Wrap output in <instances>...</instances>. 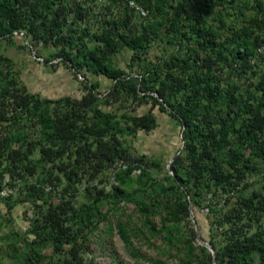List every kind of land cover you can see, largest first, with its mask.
Listing matches in <instances>:
<instances>
[{"label":"trees","instance_id":"obj_1","mask_svg":"<svg viewBox=\"0 0 264 264\" xmlns=\"http://www.w3.org/2000/svg\"><path fill=\"white\" fill-rule=\"evenodd\" d=\"M21 30L25 49L48 64L61 59L83 91L49 99L16 76L6 81L13 64L0 52V192L13 190L0 202L9 213L19 202L34 210L31 241L8 238L11 264H94L90 237L108 219L105 206L121 202L134 203L140 229L164 236L185 264H264V0H0V42L14 45ZM125 52L129 72L115 61ZM94 76L111 84L106 92ZM129 102L151 103L184 128L164 180L153 176L159 161L132 158L121 139L158 126ZM128 159L106 195L95 183ZM191 204L213 217L215 256L202 246L194 256L195 229L182 230ZM118 229L131 247L128 227Z\"/></svg>","mask_w":264,"mask_h":264},{"label":"rangeland","instance_id":"obj_2","mask_svg":"<svg viewBox=\"0 0 264 264\" xmlns=\"http://www.w3.org/2000/svg\"><path fill=\"white\" fill-rule=\"evenodd\" d=\"M16 42L27 45L24 37H16ZM1 50L5 55L11 57L15 64L13 68L7 67L4 70L6 81L12 80L13 77H18L17 79L20 77L21 80L19 79V81L21 83L24 82L27 90L39 94L43 98L54 99L59 98L61 95L80 98L82 95L80 84L83 79L80 77L77 78L70 66L63 65L59 60L48 64L39 58L31 48L26 50L17 49V47L13 48L7 45L5 41L2 43ZM50 52L51 48H48L44 49L42 54L47 56ZM130 57L131 54L125 52L117 56L115 61L122 69L128 70ZM135 70L138 71L137 68ZM101 82L104 86L102 91L106 92L111 84L109 86V83H105L104 80ZM132 104L131 102L128 103L129 112L138 116L153 112L154 116H156L158 126L150 131L143 130L136 134H125L124 138L122 137L121 139H124L126 146L130 148L132 158L146 156L150 161H159L161 168L158 171L154 169L153 176L155 179L164 180L167 176V171L171 173V165L174 158L184 147V128L179 126L169 114L163 113L159 107H153L151 103L137 108L132 107ZM130 162L131 159L125 162L120 161L114 170L106 171L104 177H101L105 183L99 184V180H97L95 184L105 189L106 195H112L113 188L115 189L118 186L115 180V174L121 168L126 170ZM139 173L140 171L133 172L132 178L134 181L126 187L129 193L138 188L139 185L136 179H138ZM115 192L117 193L118 191L116 190ZM78 199L81 201L83 196L81 195ZM105 208V212H108L109 208H111V212L108 215V219L100 222L98 230L90 237V253L86 254L89 261H92L94 264H154V261L158 260L163 264H185L183 262L185 258L184 253L182 251L178 252L177 248H171L165 244L164 236L152 235V233L147 234V228L140 229L144 225V218L134 203L121 202L116 207L110 203ZM33 211V208L30 207L28 202H19L15 209L9 213L5 203L0 202V264L12 263L10 249L7 247L9 243L8 238L15 236L16 239L20 240V245L23 244V240L27 242L31 241L32 235L25 237V234H27L30 228ZM193 213L194 218L192 216L190 217L192 224L184 223L182 230L187 233L191 232L193 228L196 232L197 224L201 237L209 243L211 239L210 225L213 222V217L209 218L207 209L193 210ZM153 219L157 223L158 228H160L161 218L156 217ZM119 223L128 227L129 234L132 236L131 247H128L121 237L118 229ZM16 233L19 236L14 235ZM188 237V239L194 242L196 249L194 256L202 257V251L199 247L205 246L201 244L197 233L194 236L188 234ZM1 238L4 239L2 240ZM179 248L184 249L183 247ZM134 251H137L138 255Z\"/></svg>","mask_w":264,"mask_h":264},{"label":"built area","instance_id":"obj_3","mask_svg":"<svg viewBox=\"0 0 264 264\" xmlns=\"http://www.w3.org/2000/svg\"><path fill=\"white\" fill-rule=\"evenodd\" d=\"M94 1V0H93ZM104 2V0H95V3H103ZM133 7H136L138 10H140L141 11V13H142V16H146L147 15V13L144 11V10H142L139 6H136L135 4H131ZM13 36L16 38V37H24L25 38V43L26 44H29V40H28V38L26 37V34H25V32L24 31H16V32H14L13 33ZM57 60H61V59H57ZM56 60V61H57ZM54 62V61H53ZM80 78H82L83 79V77H81V76H79ZM9 193H11V191H3L1 194H2V196H4V197H6L7 195H9Z\"/></svg>","mask_w":264,"mask_h":264},{"label":"crops","instance_id":"obj_4","mask_svg":"<svg viewBox=\"0 0 264 264\" xmlns=\"http://www.w3.org/2000/svg\"><path fill=\"white\" fill-rule=\"evenodd\" d=\"M16 41V40H15ZM3 43V42H2ZM2 43L0 42V52L2 53V54H4L3 52H2V50H1V46H2ZM6 44L7 45H9V46H11V47H13V48H16L17 47V49H22V50H26L23 46H22V44H18L17 42H15V44L14 45H10V44H8L7 42H6ZM5 55V54H4ZM11 62H12V64H13V66H12V68L14 67V60L11 58V57H9L8 55H5ZM74 76V78H76V76L75 75H73ZM19 79H20V77H19ZM93 80H98V79H101V80H103L102 78H99V77H93L92 78ZM21 80V79H20ZM21 83V82H20ZM105 83H107V82H105ZM103 84V83H102ZM21 85L22 86H25L26 87V89H27V86L24 84V82L23 83H21ZM81 85V84H80ZM103 88H104V86H103ZM80 89H81V91H83V89H82V86H80ZM103 90V89H102ZM64 97H72V96H69V95H61L59 98H64ZM45 98H47V97H45ZM59 98H54V99H59ZM74 98V97H73ZM50 99V98H49ZM52 99V98H51Z\"/></svg>","mask_w":264,"mask_h":264},{"label":"water","instance_id":"obj_5","mask_svg":"<svg viewBox=\"0 0 264 264\" xmlns=\"http://www.w3.org/2000/svg\"><path fill=\"white\" fill-rule=\"evenodd\" d=\"M190 209H191V216L194 218V213H193V207H192V204L190 206ZM194 222H195V219H194ZM196 223V222H195ZM196 233H197V236H198V239L200 240L201 244L203 246H205L206 248H208L211 253L213 254V256H215V250L213 249V247L208 243L206 242L200 235V230H199V227L198 225L196 224Z\"/></svg>","mask_w":264,"mask_h":264},{"label":"clouds","instance_id":"obj_6","mask_svg":"<svg viewBox=\"0 0 264 264\" xmlns=\"http://www.w3.org/2000/svg\"><path fill=\"white\" fill-rule=\"evenodd\" d=\"M78 77H79V76H78ZM5 181H6V183H7V182L9 181V179L7 178V180H5ZM3 191H11V193H12V190H10L6 185H5V189L2 190V191L0 192V196H1V197H4V196H2V194H1ZM9 194H10V193H9ZM7 196H8V195H7Z\"/></svg>","mask_w":264,"mask_h":264}]
</instances>
